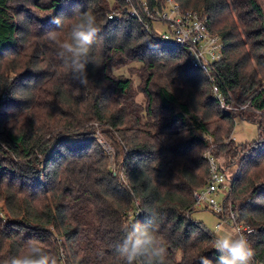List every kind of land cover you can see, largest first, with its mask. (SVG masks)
<instances>
[{
	"label": "trees",
	"instance_id": "obj_1",
	"mask_svg": "<svg viewBox=\"0 0 264 264\" xmlns=\"http://www.w3.org/2000/svg\"><path fill=\"white\" fill-rule=\"evenodd\" d=\"M177 1L206 14L221 37L214 74L227 101L264 111L259 0ZM84 11L101 29L87 87L58 54ZM109 11L107 0H0V264L29 242L56 264H122V225L150 214L164 264H216L214 235L191 217L207 151L226 174L238 168L226 203L253 229L252 264H264V117L222 110L186 49ZM56 16L65 25L52 36ZM236 117L258 124L255 141L231 138ZM97 136L114 149V171Z\"/></svg>",
	"mask_w": 264,
	"mask_h": 264
},
{
	"label": "built area",
	"instance_id": "obj_2",
	"mask_svg": "<svg viewBox=\"0 0 264 264\" xmlns=\"http://www.w3.org/2000/svg\"><path fill=\"white\" fill-rule=\"evenodd\" d=\"M107 1L110 9L107 13L109 20L133 18L139 23L142 31L157 41L173 43L186 49L193 66L203 71L211 82L212 96L222 110L227 112L230 110V104H241L229 103L225 93L216 83L214 70L223 58V41L220 35L209 30L206 14L185 9L177 0H121V3L117 0ZM154 23L164 25L165 31L155 28ZM244 107L249 109V104L246 103ZM231 138L234 139L233 136ZM204 156L209 163V175L206 183L194 191V208H210L220 218L218 230L224 224H229L231 231L243 233L250 241L253 229L238 221L236 210L231 203H226L231 191V178L222 170L219 160L210 151ZM228 188V194L219 201V195ZM138 213L137 211L136 216Z\"/></svg>",
	"mask_w": 264,
	"mask_h": 264
},
{
	"label": "clouds",
	"instance_id": "obj_3",
	"mask_svg": "<svg viewBox=\"0 0 264 264\" xmlns=\"http://www.w3.org/2000/svg\"><path fill=\"white\" fill-rule=\"evenodd\" d=\"M56 31L63 30L65 18L56 16L51 21ZM101 31L96 16L91 11L78 13L69 28V37L58 44V54L70 71L72 78L87 87V66L94 64L90 54ZM155 214L147 222H129L122 225L123 237L117 249L122 264H164L166 247L154 227ZM213 245L217 252L216 264H252L255 250L247 236L241 232L224 231L214 234ZM4 264H56V259L36 242L4 261ZM201 264H209L202 258Z\"/></svg>",
	"mask_w": 264,
	"mask_h": 264
},
{
	"label": "rangeland",
	"instance_id": "obj_4",
	"mask_svg": "<svg viewBox=\"0 0 264 264\" xmlns=\"http://www.w3.org/2000/svg\"><path fill=\"white\" fill-rule=\"evenodd\" d=\"M259 2L264 7V0H259ZM42 14L48 15L49 12H39V15H42ZM154 27L159 29L160 31H165V27L161 23H154ZM4 95H6V94H3V96ZM245 104L246 103H244V104H230V110L229 111H232L233 113L237 114V113H240L241 111L248 110L246 107H244ZM249 109L251 110V112L254 111L256 114L262 115L264 117V111H262V112L257 111V110H254L253 108H250V107H249ZM231 136L234 137L235 141L238 144L249 143V142L251 143L259 137L258 124L255 122H251V121L242 119L240 117H236L235 118V127H234V130H233V133L231 134ZM96 138H97V141L102 146V148L104 149L106 155L109 158L108 168L110 170L114 171L116 169V165L114 163V149L107 142H105L102 138H100V136H97ZM219 159L221 160L222 163L224 162L223 158L220 157ZM237 169L238 168L235 166V167H232L226 171L229 178H231V183H232L234 174H235ZM228 191H229V188L226 189L225 191H223L219 195L218 200L222 201L224 199V197L228 194ZM228 203H230V202H228ZM191 217L194 220L199 221L203 225H205L211 231L212 234L222 233L224 231H231L230 230L231 226L229 224H224V226H222V228L218 230L217 224L220 222V218L210 208L197 207L191 212Z\"/></svg>",
	"mask_w": 264,
	"mask_h": 264
}]
</instances>
